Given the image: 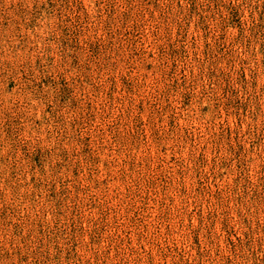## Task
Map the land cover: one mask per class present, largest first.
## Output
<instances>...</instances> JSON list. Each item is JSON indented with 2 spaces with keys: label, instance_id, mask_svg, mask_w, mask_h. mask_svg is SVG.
Wrapping results in <instances>:
<instances>
[{
  "label": "rangeland",
  "instance_id": "obj_1",
  "mask_svg": "<svg viewBox=\"0 0 264 264\" xmlns=\"http://www.w3.org/2000/svg\"><path fill=\"white\" fill-rule=\"evenodd\" d=\"M0 264H264V0H0Z\"/></svg>",
  "mask_w": 264,
  "mask_h": 264
}]
</instances>
